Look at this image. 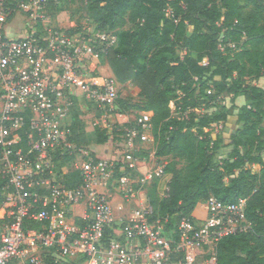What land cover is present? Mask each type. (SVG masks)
I'll return each instance as SVG.
<instances>
[{"label": "built area", "instance_id": "built-area-1", "mask_svg": "<svg viewBox=\"0 0 264 264\" xmlns=\"http://www.w3.org/2000/svg\"><path fill=\"white\" fill-rule=\"evenodd\" d=\"M60 1L0 0V264H198L199 257L216 264L218 241L248 227L246 199L224 204L210 197L204 220L184 216L170 229L148 194L155 177L166 194L167 182L159 186L166 161H156L154 150L152 159L141 157L154 142L152 112H139L104 157L69 140L80 98L105 116L115 107L117 80L97 83L87 74L117 38L54 25L50 6ZM56 152L74 156L72 186L55 178Z\"/></svg>", "mask_w": 264, "mask_h": 264}, {"label": "trees", "instance_id": "trees-1", "mask_svg": "<svg viewBox=\"0 0 264 264\" xmlns=\"http://www.w3.org/2000/svg\"><path fill=\"white\" fill-rule=\"evenodd\" d=\"M84 12L93 30L115 33L106 60L117 82L131 83L142 99L118 96L110 113L152 112L154 157L166 161L169 176L165 195L156 177L148 188L155 215L168 216L175 229L199 201L245 198L248 227L218 241L216 264H264V86L251 82L264 77V0H85ZM220 95H231L230 105ZM199 107L212 110L200 114ZM75 108L69 140L76 148L117 142L133 123L87 130ZM231 120L236 128L227 138L212 135L215 124ZM148 149L138 154L148 159ZM73 158L54 153L55 174ZM73 174L61 181L72 186ZM3 185L0 177V194Z\"/></svg>", "mask_w": 264, "mask_h": 264}, {"label": "rangeland", "instance_id": "rangeland-1", "mask_svg": "<svg viewBox=\"0 0 264 264\" xmlns=\"http://www.w3.org/2000/svg\"><path fill=\"white\" fill-rule=\"evenodd\" d=\"M84 1L85 0H61L59 4H53L50 6L51 10L49 11L50 14L52 15L53 21L52 23L56 26H60L62 27L64 30L70 32V33H89L91 31H93L94 26L92 24V22L85 16V12H84ZM18 19L16 20L18 22V26H20V16L17 17ZM20 20V21H19ZM15 21V23H16ZM24 21V19L22 20ZM14 23L12 27V31L13 29H16L14 27ZM11 30V29H9ZM21 34V33H20ZM18 32H10L8 33L9 37H14L17 36ZM97 60H102V63L104 65V75L105 76H110V77H114L112 73V70L108 64V61L106 62V57L103 53H99ZM96 61V60H95ZM93 63V62H92ZM89 63V67H91V64ZM107 63V65H106ZM109 66L111 72L109 71V68L107 67ZM106 72V73H105ZM116 79V78H115ZM117 80V79H116ZM254 84H257L259 86H264V77L261 78L258 81H251ZM118 96L122 97V99H124V101L128 102V103H133V104H139L141 103L142 99L140 98L139 95H137V89L135 88V86H133L131 83L127 82L125 84H119L118 85ZM231 97V95L228 96H223V99L221 102L224 103V105L226 104L227 106L230 105L229 102V98ZM119 99V98H118ZM244 100L242 97H238L236 99V104L241 105L243 104ZM170 107H173L172 104H170ZM116 109V105L113 108V110ZM212 109L210 110H204L202 107H199L198 109H196L197 113L200 114H204L207 112H210ZM75 111L78 113V115L80 116L81 119H83V121L86 124V129L87 130H92V128L95 125L101 126V127H106L107 129H109L108 131H111L112 127H113V123H124L123 118L118 117L117 115H114L113 117L110 118H106L103 116V111L96 105V103L91 102L86 100L85 98H80L79 101H77V105L75 108ZM133 111H129L127 114V118L128 120H132L134 115H136L137 113ZM108 113H110L108 111ZM236 128V125L234 123L233 120H231V122H227L226 124L224 123H218L215 124L212 128V135H215L216 133H221L225 138H227L229 136V134ZM148 149V159H152L153 158V149H152V145L150 143L147 144ZM90 151H92L93 149L96 150L94 153H96L97 155H99L100 157H104L106 155L111 154V149L108 148H116V145L114 142H110L107 143L106 145H104L102 150H97L95 146L91 145L90 147H87ZM93 150V151H94ZM228 150V148H224V150L222 151V155H224L226 153V151ZM263 160H264V153H263ZM73 160L74 158L69 161L66 162L65 164H62L59 167V173L55 174V178L57 180H62L65 179L66 177H68V175L70 177H72L74 174V168H73ZM260 169L259 165H250V170L252 172H256ZM69 177V178H70ZM119 199H116L114 202H112V206H113V214L117 217L119 216L118 214H120V211L116 210V205L119 202ZM121 203L124 205L125 209H129L130 207L134 206V203L131 202H125V201H121ZM76 211L80 210L79 206H76ZM204 220V219H203ZM201 258L199 257V262L198 264H200L201 262Z\"/></svg>", "mask_w": 264, "mask_h": 264}, {"label": "crops", "instance_id": "crops-1", "mask_svg": "<svg viewBox=\"0 0 264 264\" xmlns=\"http://www.w3.org/2000/svg\"><path fill=\"white\" fill-rule=\"evenodd\" d=\"M106 62H107V60H106ZM106 65H107V63H106ZM107 67L109 68V66H107ZM103 69H104V65L102 63V60L100 61V60L96 59V61L94 60L93 63L91 64V67H89L87 77L92 82L101 83L103 78L107 77L103 74L106 69L105 70H103ZM109 71L111 72L110 68H109ZM136 112H137V114L134 115V117H136L139 114V112H141V111H136ZM117 114H118V117L123 118L124 123H128L134 119V117H133L132 120H128V118H127L128 114L127 113H120V112L108 113V115H106V116L103 114V116L111 119V117H113L114 115H117ZM119 124H123V123H119ZM99 146H101V145H99ZM96 147H98V146H96ZM100 149L101 148H99L98 150H100ZM252 165H258V164H252ZM258 171H256V172H258ZM168 178H169V176L167 174H165L164 178L161 180V183L159 184L160 188H162L164 183L167 182ZM206 203H207V200L206 201H199V203L195 207L194 211L191 214L195 221L200 222L201 220L206 218V215H207Z\"/></svg>", "mask_w": 264, "mask_h": 264}]
</instances>
